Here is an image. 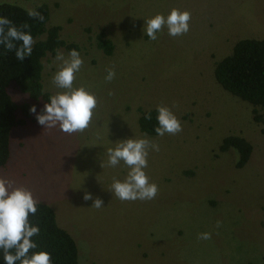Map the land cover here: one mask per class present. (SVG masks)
Returning a JSON list of instances; mask_svg holds the SVG:
<instances>
[{"label":"rangeland","instance_id":"obj_1","mask_svg":"<svg viewBox=\"0 0 264 264\" xmlns=\"http://www.w3.org/2000/svg\"><path fill=\"white\" fill-rule=\"evenodd\" d=\"M4 2L24 9L50 6L49 24L61 25L62 37L81 47L84 63L73 86L84 85L98 100L83 132L68 135L30 120L14 128L10 159L0 168V176L54 209L77 243L78 264H264V129L253 120V106L214 75L216 62L237 41L264 38V0ZM173 8L191 13L189 31L172 37L165 25L151 40L145 21L157 13L167 17ZM102 31L115 44L110 56L95 45ZM59 63L44 60V86L53 95L63 91L52 83ZM113 66L115 78L107 82ZM11 94L17 104L29 100L14 87ZM161 103L182 131L147 135L160 146L159 152L149 150L144 169L158 194L121 201L110 186L130 169L123 161L107 166V149L144 138L139 111ZM230 134L253 145L242 168L235 167L234 150L220 151ZM85 192L102 199L103 207L93 208ZM201 233L211 238L198 239Z\"/></svg>","mask_w":264,"mask_h":264},{"label":"clouds","instance_id":"obj_2","mask_svg":"<svg viewBox=\"0 0 264 264\" xmlns=\"http://www.w3.org/2000/svg\"><path fill=\"white\" fill-rule=\"evenodd\" d=\"M27 15L32 19L44 20V16L35 9H28ZM191 13L173 8L165 17L161 13L145 21L147 36L151 40L157 39V32L166 25L168 34L172 37L182 36L189 31ZM16 42H21L17 46ZM35 43L30 25L24 23L15 25L10 19L0 16V45L7 51H14L17 60L23 61L32 55V46ZM55 60L59 61L58 71L52 78V83L63 91L50 97V102L44 105L41 114L36 115L40 125L45 128H56L68 134L83 132L92 122L93 114L97 108L98 100L84 85L74 87L76 73L83 66L80 53L72 49L67 57L60 50L56 51ZM115 78L114 66L107 69L105 80L111 82ZM111 95V93H110ZM158 113L156 119L158 126L154 131L160 137L166 133L176 135L182 131V125L174 112L163 103L156 106ZM31 113H36V107L30 108ZM145 120H151V110L145 113ZM149 150L160 151L158 143L147 138H130L116 143L115 148L107 149V166L115 167L121 161L130 169L126 178L121 181L113 179L110 190L121 201L153 200L158 194V185L150 182L144 171L148 166ZM105 165L102 163L101 165ZM85 201L93 200L90 193L85 192ZM33 193L23 187L15 186V182L0 176V249L3 250V259L6 264H52L51 254L47 251H38L29 255L31 249H36L37 244L32 237L39 234L38 226L29 222V215H35L37 204ZM93 208L103 207V200L95 198ZM220 222H217V227ZM210 233H201L198 239L208 240ZM12 250H15L14 253Z\"/></svg>","mask_w":264,"mask_h":264},{"label":"trees","instance_id":"obj_3","mask_svg":"<svg viewBox=\"0 0 264 264\" xmlns=\"http://www.w3.org/2000/svg\"><path fill=\"white\" fill-rule=\"evenodd\" d=\"M44 16V20L32 19L27 10L14 3H0V16L7 17L15 25H30V33L35 41L32 55L23 61L17 60L14 51H7L0 45V168L6 166L11 156V135L14 128L29 122L38 123L36 115L41 114L45 103L53 95L44 86V60L55 58L57 50L68 53L81 50L79 44L68 42L62 37L61 25H50L51 9L46 3L33 8ZM17 46L21 42H16ZM95 45L106 55H112L115 44L102 31L95 36ZM214 75L218 83L230 94L253 106V120L264 129V38H246L236 42L230 54L216 62ZM26 94L28 101L17 104L11 88ZM36 107V113L30 108ZM151 110L152 119L145 120V113ZM139 127L150 137L158 136L154 131L158 126V113L155 108L140 109ZM237 155L236 168L244 167L250 160L253 145L243 136L230 134L220 144L221 152ZM29 222L38 226L40 232L32 237L37 244L29 255L38 251L51 254L52 264H78L79 249L73 236L57 221L54 209L46 203L37 204L35 215H29ZM13 253L15 250H12ZM0 264H6L3 250L0 249ZM16 264H20L19 261Z\"/></svg>","mask_w":264,"mask_h":264}]
</instances>
